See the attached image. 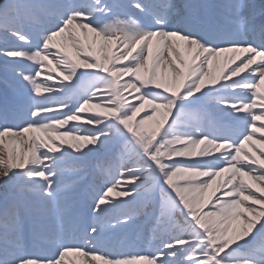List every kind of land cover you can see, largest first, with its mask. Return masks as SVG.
Instances as JSON below:
<instances>
[{
  "label": "snow or ice",
  "instance_id": "obj_1",
  "mask_svg": "<svg viewBox=\"0 0 264 264\" xmlns=\"http://www.w3.org/2000/svg\"><path fill=\"white\" fill-rule=\"evenodd\" d=\"M0 264H264V3L0 0Z\"/></svg>",
  "mask_w": 264,
  "mask_h": 264
},
{
  "label": "bare ground",
  "instance_id": "obj_2",
  "mask_svg": "<svg viewBox=\"0 0 264 264\" xmlns=\"http://www.w3.org/2000/svg\"><path fill=\"white\" fill-rule=\"evenodd\" d=\"M255 3H257V4L264 3V0H255ZM0 85L2 86V89L4 90L2 74H0ZM3 93H4V91H3ZM2 99H3V97L0 94V101H2ZM2 206H3V202H2V200H0V207H2Z\"/></svg>",
  "mask_w": 264,
  "mask_h": 264
}]
</instances>
